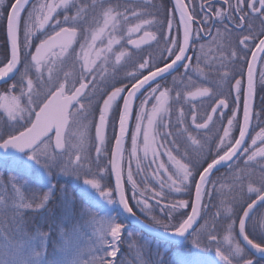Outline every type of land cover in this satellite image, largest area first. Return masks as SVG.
Wrapping results in <instances>:
<instances>
[{
	"label": "snow or ice",
	"instance_id": "6c2138e0",
	"mask_svg": "<svg viewBox=\"0 0 264 264\" xmlns=\"http://www.w3.org/2000/svg\"><path fill=\"white\" fill-rule=\"evenodd\" d=\"M119 7L111 0H92L91 4L86 0H0V27L5 37L0 82L13 80L9 90L19 88V95L0 96V100L7 101L0 104V161L19 170L9 181L17 194L16 212L46 209L57 191L52 182L57 176H83L87 187L81 189V197L98 212H105L95 221L94 232L97 251L102 254L94 255L89 264H123L117 256L125 221L141 223L137 211L151 221L142 225L145 229L158 233L165 241L172 237L176 238L173 242L188 246V254L173 264H255L250 255L264 256V214L251 228L249 221L254 206H264V169L258 187L253 181L248 183L247 192L255 194V199L249 195L251 202L243 200L242 195V203L237 197L226 202L221 191L224 185L213 176L224 166L240 181L251 175L250 162L257 157L264 160V106L254 111L257 83L264 91V69L259 71L257 81L255 67L257 62L264 63V55H258L264 54V0H171L170 7L161 5L162 16L159 10L132 11L139 22L127 29L128 34L143 30V36L138 41L129 39L128 44L139 53L144 50L142 45L152 47L154 43L159 48L158 56L149 53L133 60L132 52H113V44H119V40L109 39L105 49L96 51V59L89 60L85 49H93L106 30L115 31L121 18L127 23L128 17ZM150 7L155 5L145 4V9ZM97 8L101 9L103 27L92 32L89 42L88 12L95 13ZM145 16L152 18H142ZM202 33L212 37L211 45L220 53V67L226 69L221 81L229 85L228 93L221 91L214 97L209 88H197L184 96L179 91L173 96L167 76L181 69V76L189 71L203 74L200 63L205 45L199 46L201 54L195 56V67L193 57L188 55L190 50L196 51L204 38ZM78 37L84 41L80 48L85 52L80 72H65L61 79L60 66L73 54ZM111 56L115 57L113 72L122 62H131L121 86L110 82L106 75ZM97 74L104 82L103 88L98 86ZM176 81L173 76L172 84ZM198 97L212 99L210 111L206 109L201 116L193 104L188 113L190 122L181 109L173 123V104L182 100L191 103ZM253 120L259 131L253 128ZM213 129L214 134L209 135ZM128 139L130 149L125 147ZM93 149L95 173L84 166ZM162 155L167 156L168 166L160 159ZM149 156L151 160L142 168ZM106 157L108 163L101 167ZM132 161L136 162L135 171ZM234 162H242L244 167ZM151 165H155L152 173L158 190L148 188L146 182L141 188L135 179L141 174L146 177V168ZM21 173H31L47 191L26 198L19 187ZM218 194L213 219L222 213L227 221L222 241L208 231L207 220L199 223L207 214L206 199ZM168 196L187 198L167 200ZM164 200L167 202L161 206ZM3 204L0 198V206ZM106 206L114 208L106 210ZM154 207L160 208L163 218L153 214ZM117 209L116 215L108 214ZM47 238L48 233L38 231L34 238L0 246V264H80L67 255L47 259ZM36 239L40 250L34 244ZM212 245H216L218 261L210 262L204 253ZM159 264H164L163 258Z\"/></svg>",
	"mask_w": 264,
	"mask_h": 264
},
{
	"label": "flooded vegetation",
	"instance_id": "af4514ba",
	"mask_svg": "<svg viewBox=\"0 0 264 264\" xmlns=\"http://www.w3.org/2000/svg\"><path fill=\"white\" fill-rule=\"evenodd\" d=\"M156 1L158 0H111L113 6H115L116 4L120 5L119 11L124 13V15L128 17V21L127 23H125L123 21V18H121V22L115 31L106 30L105 33L101 36V38L96 41V45L93 49H91L90 51L85 49V51L88 52V59L89 60L96 59V51L100 49H105L108 44L109 39L119 40V44H113V52H119L120 50H127L134 54L133 60L139 59L140 56L147 57L149 53H152L158 56L159 48L154 43L152 47H147V46L142 45V48L144 50L142 52L137 53L134 46L128 44V40L132 39V40L138 41L140 37L143 36V30L139 33H133L131 34V36H129L128 31H127L129 27L139 22L138 20L132 17L131 15L132 11L156 12L157 10H159L161 16L163 15V12H164L163 7L155 6V7H150V8L145 9V4L151 3L154 5ZM56 2H58V0H56ZM78 2H81V0H78ZM91 2L92 0H86V3L88 4H91ZM196 2L199 3V0H196ZM107 6L108 5H105V7ZM217 7H219V4H217ZM126 9L128 11H125ZM74 12H75V9L72 10L71 14H74ZM142 18L151 19L152 17L145 16ZM86 27H88L89 29L87 35L89 37V42H91L92 32L97 30L98 27H103V16L101 14L100 8H97L95 10V13H93L91 10L88 12V24L86 25ZM146 30H154V29H146ZM214 34H215V30L213 29V35ZM202 36L204 38L200 40L199 43L196 45V51L194 52L190 50L188 55L193 57V66L195 67V56L198 54H201L199 52V46L200 44L205 45L204 52L201 54L202 60L200 63V68L203 70V74L199 72L189 71L186 76H181L180 73L183 72V69H181L180 72H174L172 73V75L167 76L168 86L174 89L172 93L173 96H175V93L177 91H179L182 94V96H184L189 91H195L197 88H209L211 92L213 93L214 97L221 91H223L224 94L228 93L229 85L221 81V75L226 69L220 67V61H219L220 53L216 50L215 46L211 45V39H212L211 36H208L203 33H202ZM81 43H84V41L82 38L78 37L77 42L73 45V50H74L73 54L68 56L65 59L63 65L60 66L62 68V70L59 73L61 79L63 78V74L65 72L75 73V74H78L80 72L81 64L83 63V57L85 55V52L81 51V48H80ZM162 46L163 45H160L159 47H162ZM77 54H79V57H80L79 59L77 58ZM114 59L115 57L111 56V61L107 65L106 75L108 76L110 82L115 83L116 86H121V81H123L125 73L131 70L132 65H131V62H128V63L122 62L121 65L117 67L116 71L113 72L112 62H114ZM96 63L101 64V61L97 60ZM262 69H264V63L258 62L257 69H256L257 81L259 80V75H258L259 71ZM97 72L99 73V69L97 70ZM245 73H246V69H245ZM113 76L115 77V79H112ZM173 76L177 77V81L175 85L172 84ZM46 77H47V73L45 72V78ZM33 79L35 80L34 75H33ZM89 79H91V77H89ZM96 79L98 82V86L100 88H103L104 82L101 81V77L99 74H97ZM245 81H246V74H245ZM124 82L126 83V81ZM232 83L234 84V81ZM3 85H0V86H3ZM12 93L13 95H19V88H17L16 90H12ZM258 94H264V91L261 90L259 83H257V93L255 97V104H254L255 112H257L256 106H257ZM4 95H7V92L4 89H0V96H4ZM233 95H234V89H233ZM3 101L4 100H0V104H2ZM212 103H213L212 99L198 97L195 101H191V103H189L188 100H182L180 104H173L172 115H171L172 121L173 123H175L176 117L179 115L181 109H183L185 116L190 122L191 117L188 113H189V109L192 107L193 104H195L196 111L198 112V114L203 116L206 109L210 111L209 105ZM0 112H2V109H0ZM255 125H256V121L253 120V128H255V131H258V127H255ZM217 127H219L218 124H217ZM255 131L252 132V135H255ZM214 132H215V129H213V132L209 133V135H213ZM91 134L94 135V129L91 130ZM109 134H111L110 130H109ZM236 134L238 135V132ZM248 143L249 144L251 143L250 138L248 139ZM181 145H182L181 150L183 151V140L182 139H181ZM170 146L171 145H166V147H170ZM125 147L127 149H130L131 147L130 139L126 140ZM161 151H163V149H161ZM91 154L95 156L94 149L92 150ZM125 155L127 157V153ZM140 155L142 157L143 154L141 153ZM160 159L163 162H165L166 166H168L167 156L162 155ZM150 160H151V156H149L148 160H145L142 162L141 167L145 168V166L149 163ZM235 163H239L240 168L244 167V164L242 162H234V164ZM125 168H127V158L125 160ZM132 168H133V171H135L136 169L135 161H132ZM153 168H155V165H151V168H146V172H147L146 177L143 174L135 176V179L137 180L138 184H140L141 188L145 186V182H146L148 188H156L158 190V185L156 184V181L153 178V173H152ZM262 169H264V160H261L259 157H257L255 161L250 162L249 164L248 171L251 172V175L243 176L240 181H236L232 172L226 167L216 172L213 176V179H216L217 177L221 179V183L224 185L221 191H222L223 197L226 202L230 201L233 197H237L238 202L242 203L244 199L240 200L238 197V192L240 193V197L241 195L243 196V193L241 194L240 189L238 190V192L229 193V190L227 188H230L232 186L231 184H236L237 187H238V184H240L243 186V191H247V186H248L249 181L255 182V186L258 187L259 179L262 174ZM112 183H113V179H112ZM81 187L84 188L83 181L81 182ZM217 187L219 188L220 185H218ZM89 191H92V190H89ZM78 193H80V190L78 191ZM130 194L131 193L129 192V195ZM228 197H232V198H228ZM175 198H185L186 199L187 196H177ZM251 198L255 199V194H251ZM171 199H173V197L171 196L167 197V200H171ZM167 200L162 201L161 206H163V203H166ZM248 202H251V200L249 199ZM150 203L155 205V201H150ZM206 203L208 204V210H207L206 217L207 215L210 216L207 219V221L211 222L212 220H214L212 222H220L223 229H225L227 221L222 213L220 216L215 217V219H213L214 214L217 211L216 206L219 204V194L211 200L206 199ZM263 209H264V206H261L255 210V212L252 215L251 221H249V228H251V224L255 222L259 216L264 214ZM116 211H118V209ZM250 238H252L251 235H250ZM250 258L254 260L255 264H264V256L259 257V256L252 254L250 255Z\"/></svg>",
	"mask_w": 264,
	"mask_h": 264
},
{
	"label": "rangeland",
	"instance_id": "374dc122",
	"mask_svg": "<svg viewBox=\"0 0 264 264\" xmlns=\"http://www.w3.org/2000/svg\"><path fill=\"white\" fill-rule=\"evenodd\" d=\"M155 6H158V1H156L154 3ZM7 101H3V103H6ZM95 156H93L91 154V157L89 158V161L85 162V170L88 167H91L92 172L95 173V171L97 170L96 168V164L92 163L91 161L94 160ZM108 163V158H104L101 162L100 165L101 167L105 165H107ZM18 172V169H13L11 165L9 164H5L2 161H0V198H3L4 200V204L2 206H0V216H3L4 213H6V210H10L11 213L16 214L14 211V201L17 198V194L15 193V191L11 188V185L9 183L10 178L15 176V174H13V172ZM7 172V173H4ZM11 173V174H8ZM6 174V175H3ZM20 175H23V177L26 178H31L34 181H39L37 180L31 173H21ZM85 177L81 176L80 179H76L75 177H67V176H57L52 182L54 184H56V181L64 179L67 181H70V185L68 187V190L70 189L71 191H69L70 193H77L79 190L81 191L82 187H81V182L83 181ZM90 178V177H89ZM66 181V182H67ZM40 182V181H39ZM64 185H62L63 187L61 188L62 191L65 190L66 187V183H63ZM232 186L230 188H227L229 190V193H234V192H238V190L240 189L239 186H241L240 184H238V187L236 184H231ZM235 185V186H234ZM19 187H21V192L22 194L27 197L28 193H27V184L21 182V184L19 185ZM46 188V187H45ZM78 190V191H77ZM47 191V188H46ZM247 192V191H246ZM79 196L81 197L80 193H78ZM249 194L247 192V196L249 197ZM30 196V195H29ZM70 197V201L72 199V196ZM233 197V196H232ZM232 197H228V198H232ZM238 197H240V193L238 192ZM82 198V197H81ZM97 199H99V197H97ZM85 204L87 205V210H88V216H87V221L84 222V228H82V223H78L77 226L74 227V229L68 230V231H60L59 233V243L57 244L56 248L54 251L50 252L48 254V245H49V241L47 239L46 241V258L51 260L54 258H61L65 255L69 256V257H74L76 258L80 264H89V261H91L92 257L94 255H101L102 253L97 251V245L95 242V228L97 227V224L95 223L96 220H99L100 217L105 215V212H98L97 209L95 207H93V205L86 199H83ZM51 201V200H50ZM91 204V205H89ZM154 205V204H153ZM114 208V206H106V210H110ZM216 210H217V206H216ZM5 211V212H4ZM27 211V210H26ZM4 212V213H3ZM217 212V211H216ZM264 212V209H263ZM108 214L110 215H116V210L115 211H109ZM17 216V214H16ZM10 217V216H9ZM210 216L207 215V217L204 220H207ZM95 218V219H94ZM119 218V217H118ZM212 218V216H211ZM12 221V226H13V230H4L2 228V225H0V246H5L7 245L9 242L16 244V243H20L22 241L34 238L37 236V232L32 233V234H28L25 231H18V228H22L20 224L17 225V221H19L18 223H20L21 221L18 219L16 220L15 218H10ZM0 220H3V218H0ZM214 221V220H212ZM208 222L209 223V228L208 231H219V229H223L222 225L220 222ZM204 222V221H203ZM126 223V221H125ZM5 224V221H4ZM220 232V231H219ZM225 235V233L222 230V233L218 239V241H222L223 240V236ZM126 236L127 239V245L131 246L128 250H133L134 252H132V256H136L137 257V261L138 263L141 262L143 257V253L144 250L148 251L150 250V245L151 242H149L146 238H144L139 232L135 231V230H130V227H128V224L126 223V229L122 234V239H121V243L119 245V252L118 254L122 251V248H124V243H122L123 238ZM84 238V240H83ZM86 238V239H85ZM138 243V244H135ZM34 244L37 246V250L39 249V240L36 239L34 240ZM215 246L216 245H212L209 249L208 252L204 253V255L207 257L208 261H212V260H217L218 258L215 257ZM227 245H223V249H226ZM154 253V256L156 254L155 251H151ZM179 252V253H178ZM178 254V258H180L181 256L187 255L188 254V246L184 245V249L182 250H178L175 253V256ZM108 259H112L111 257H108ZM177 259V258H176ZM136 262L134 264H136ZM128 264V263H125Z\"/></svg>",
	"mask_w": 264,
	"mask_h": 264
},
{
	"label": "trees",
	"instance_id": "16d2710c",
	"mask_svg": "<svg viewBox=\"0 0 264 264\" xmlns=\"http://www.w3.org/2000/svg\"><path fill=\"white\" fill-rule=\"evenodd\" d=\"M161 5L170 7L171 6V0H158V7H161ZM4 45H5V37L2 27H0V59H3V52H4ZM14 81L0 86V89H4L7 92V95H13L12 90H9V85H11ZM261 97H264V94H258L257 96V112L261 110V107L264 106V101L261 100ZM259 131V128H258ZM7 173V172H4ZM11 174V173H8ZM13 174H17V172H13ZM6 175V174H3ZM22 179L21 182L27 184V197H32L33 195H41L44 191H46L45 186L41 184L39 181H34L31 178H26L21 175ZM64 179L56 181L57 185V191L55 195L52 197L51 201L48 203L46 209L38 212H33L31 210L24 211L23 213H11L10 210H6V213H4L3 216H0V218H3V220H0V225H2V228L4 230H13L12 221L10 218H15L16 220H20V224L23 232L25 231L28 234H32L35 232H43L48 233V254L55 250L57 244L59 243V233L60 231H68L71 229H74L75 226L80 222L82 223V228H84V222H86L87 216H88V210L87 205L85 204L84 200L79 196L77 193H70V189L68 190V187L70 185V181H67ZM63 183H66L65 190L62 191L61 188L64 185ZM30 195V196H29ZM72 196V199L70 201V197ZM175 198V197H173ZM243 199L249 200V197L247 196V192L243 191ZM135 211V209H134ZM154 215H157L158 217L163 218V213L160 212V208L154 207ZM10 216V217H9ZM137 216L142 219L147 224H151V221L144 215H141L139 211H137ZM206 218V215L204 216V219ZM204 219L200 220L199 223H204ZM5 221V224H4ZM221 225V224H219ZM130 230H135V228L130 227ZM225 233V229H222ZM222 230L219 229V231H211L213 234L217 235V238L219 239ZM139 232V231H137ZM144 238H146L149 242H151L150 250L146 251L144 250L143 257L141 262L138 263L137 257L132 256L133 250H128L131 246L127 245V239L126 236L123 238L122 243H124V248H122V251L118 254L117 258L119 260L123 261V264H159L161 258H163L164 264H173L175 260L178 259V254L175 256L176 251L184 249V245H181L179 247L172 246L167 243H161L158 242L145 234L139 232ZM86 239V238H85ZM84 240V238H83ZM85 241V240H84ZM205 243H207L206 237L204 240ZM138 244V243H135ZM155 251L156 254L154 256V253L151 251ZM159 253V254H158ZM179 253V252H178ZM177 258V259H176Z\"/></svg>",
	"mask_w": 264,
	"mask_h": 264
},
{
	"label": "water",
	"instance_id": "95a60500",
	"mask_svg": "<svg viewBox=\"0 0 264 264\" xmlns=\"http://www.w3.org/2000/svg\"><path fill=\"white\" fill-rule=\"evenodd\" d=\"M258 55H263V54H259V53H258ZM257 65H258V62H257V64H256V66H255L256 69H257ZM9 81H11V80H9ZM9 81H7V82H9ZM3 84H5V83H4V82H0V85H3ZM254 104H255V100H254ZM222 168H224V166H221V167L219 168V170L222 169ZM112 179H113V183H114V177H113ZM83 185H84V184H83ZM86 187H87V186L84 185V188H86ZM88 190H91V189L89 188ZM257 204L259 205V202H257ZM254 208H255V210H256L258 207H257V206H254ZM138 218H139V217H138ZM139 221H140L141 223H137V222H134V221H126V222L128 223V225H129L130 227L135 228L137 231H139V232L145 234L146 236H148V237H150V238H152V239H154V240H156V241H158V242H161V243H167V244H170V245L175 246V247H179V246L182 245V244H178V243L173 242L176 238H172V237H169V238H168V241H165V239H163L158 233L150 232V231H148L147 229H145L142 225H143V224H147L146 222H144V221H143L142 219H140V218H139ZM239 239H241V241H242V238H239ZM253 252H254V250H253ZM254 255L261 257L260 254H254Z\"/></svg>",
	"mask_w": 264,
	"mask_h": 264
}]
</instances>
